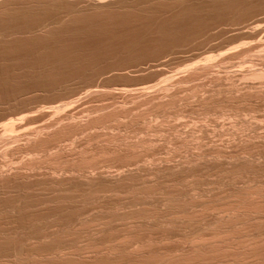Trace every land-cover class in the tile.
<instances>
[{
  "label": "bare ground",
  "instance_id": "1",
  "mask_svg": "<svg viewBox=\"0 0 264 264\" xmlns=\"http://www.w3.org/2000/svg\"><path fill=\"white\" fill-rule=\"evenodd\" d=\"M66 16L10 28L0 41L49 35ZM230 31L244 42L215 56L200 51L222 30L183 40L172 49L185 56L178 70L165 59L149 67L159 80L101 92L114 68L59 69L73 77L70 90L53 69L49 87L1 96L0 264H264V18Z\"/></svg>",
  "mask_w": 264,
  "mask_h": 264
},
{
  "label": "rangeland",
  "instance_id": "2",
  "mask_svg": "<svg viewBox=\"0 0 264 264\" xmlns=\"http://www.w3.org/2000/svg\"><path fill=\"white\" fill-rule=\"evenodd\" d=\"M25 1V2H24ZM42 1V2H41ZM96 0H0V32H6L10 31L11 29L20 28V25L27 26V25H33L35 23H38L40 21L44 20H54L57 17L59 18L60 15H68L66 16L65 20L60 23L56 27L50 28L47 31V34L49 35H40L31 34V36H24L21 37H15V39H7L4 41H0V98L4 94H11L14 89L18 90L19 92H25L27 90H43L44 84L50 86L48 83H51L52 80L54 81L53 77L58 74L57 72L60 71H70L69 73L76 74L81 73L82 69L86 67L88 71H82L83 75L84 73H96V72H103L109 70L111 67L114 68V70L117 73H114L113 75H110L109 78H107V81L100 80V85L102 87H99L98 91H116L121 85H130V84H136L143 81H149V80H159L160 75L156 74V71H154L152 68H149L151 65L157 64L158 61L161 59H165L168 61V64L166 66H163L166 70H178L181 65L184 64L185 56L182 57L183 54L179 55L178 53L174 51H179V48L184 42H188L192 40L191 38L188 40L189 37H193L196 35H199V33H203L201 35H204L205 33H214L221 31L226 32V34L220 35L217 34V38L214 39V41H209V44H207L201 51L206 52L205 54L209 55H217L220 53L226 52L230 46H237L243 41V38H240L239 36H233L232 32L230 30L237 28L238 26H245L250 25L251 22H254L256 19H262L264 18V0H117L113 2L112 0H104L103 5L98 4L94 2ZM109 1V3H108ZM129 1V2H128ZM136 1V2H134ZM139 1V2H138ZM184 1V2H183ZM229 1V3H228ZM10 2V3H9ZM12 2V3H11ZM30 2V3H29ZM34 2V3H33ZM38 2V3H37ZM41 2V4L39 3ZM48 2V3H47ZM64 2V4H63ZM76 2V3H75ZM125 2V3H123ZM232 2V3H231ZM6 3V5H5ZM19 3V4H18ZM58 3V4H57ZM107 3V4H106ZM114 3V4H113ZM135 3V4H134ZM225 3V4H222ZM255 3V4H254ZM34 4V5H33ZM84 4V5H83ZM105 4V5H104ZM122 4V6H121ZM125 4V6H124ZM127 4V5H126ZM182 4V5H180ZM198 4V5H197ZM230 4V5H229ZM41 5V6H39ZM64 5V6H63ZM77 5V6H76ZM83 5V6H82ZM89 5V6H86ZM91 5V6H90ZM118 5V6H117ZM134 5V6H133ZM141 5V6H140ZM158 5V6H157ZM186 5V6H185ZM191 5V6H190ZM193 5V6H192ZM224 5V6H223ZM245 5V6H244ZM254 5V6H253ZM9 6V7H8ZM35 6V7H34ZM63 6V7H62ZM76 6V7H75ZM80 6V7H79ZM82 6V7H81ZM96 6V7H94ZM103 6V7H102ZM114 6V7H112ZM131 6V7H130ZM148 6V7H147ZM51 7V8H49ZM70 7V8H69ZM120 7V8H119ZM191 7V8H190ZM222 7V8H221ZM232 7V8H231ZM7 8V9H6ZM42 8V9H41ZM58 8V9H57ZM60 8V9H59ZM87 8V9H86ZM98 8V9H97ZM130 8V9H129ZM137 8V9H136ZM139 8V9H138ZM165 8V9H164ZM230 10H229V9ZM30 9V11H29ZM46 9V10H45ZM84 9V10H83ZM127 9V10H126ZM148 9V10H147ZM192 9V10H191ZM227 9V10H225ZM260 12H259V10ZM10 10V11H9ZM39 10V11H38ZM40 10L42 12H40ZM73 10V11H72ZM79 10H81L79 12ZM96 10V11H95ZM109 10V11H108ZM112 10V11H110ZM124 10V11H123ZM131 10V11H129ZM136 12H135V11ZM154 10V11H153ZM165 10H167L165 12ZM4 11V12H3ZM15 11V12H14ZM17 11V12H16ZM33 11V12H32ZM87 15H86V13ZM116 11V12H115ZM120 11V12H118ZM127 11V12H126ZM156 11V12H155ZM196 11V12H195ZM228 11V12H227ZM236 11V12H235ZM238 11V12H237ZM241 11V12H240ZM244 11V12H243ZM7 12V13H5ZM24 12V13H23ZM38 12V13H37ZM51 12V13H50ZM122 12V13H121ZM147 14H146V13ZM181 12V13H180ZM226 12L225 14H223ZM251 12V13H250ZM29 13V14H27ZM66 13V14H64ZM81 13L83 15H81ZM90 13V14H88ZM95 13V14H94ZM113 13V14H111ZM120 13V14H119ZM128 15H125L127 14ZM131 13V14H130ZM170 13V14H169ZM222 13V14H221ZM250 13V14H249ZM259 13V14H258ZM14 14V15H13ZM22 14V15H21ZM70 14V15H69ZM75 14V15H74ZM117 14V15H114ZM122 14V15H121ZM138 16H136V15ZM182 14V15H181ZM254 14V15H253ZM2 15V16H1ZM7 15V16H6ZM16 15V16H15ZM79 15V16H78ZM90 15V16H89ZM97 15V16H96ZM101 15V16H100ZM134 15V16H132ZM145 15V16H144ZM152 15V16H151ZM156 15V16H155ZM174 15V16H173ZM239 15V16H238ZM9 16V18H8ZM12 16V17H11ZM24 16V17H23ZM27 16V17H26ZM70 16V18H69ZM114 16V17H113ZM127 16V17H126ZM148 16V17H147ZM151 16V17H150ZM160 16V17H159ZM217 18H216V17ZM230 16V17H229ZM235 16V17H234ZM257 16V17H256ZM19 17V18H18ZM48 17V18H47ZM86 17V18H85ZM104 17V18H103ZM107 17V18H105ZM130 17V18H129ZM133 17V18H132ZM142 17V18H141ZM147 19H146V18ZM155 17V18H154ZM196 17V18H195ZM21 18V19H20ZM57 18V19H58ZM69 18V21L66 20ZM136 18V19H135ZM145 18V19H144ZM157 18V19H156ZM161 18V19H160ZM182 18V19H181ZM233 18V19H232ZM237 18V19H236ZM246 18V19H245ZM76 19V20H74ZM90 19V20H89ZM116 19V20H115ZM130 19V20H129ZM151 19V20H150ZM160 19V21H159ZM184 19V20H183ZM224 19V20H223ZM228 19V20H227ZM232 19V20H231ZM236 19V20H235ZM10 20V21H9ZM22 20V21H21ZM73 20V21H72ZM100 20V21H98ZM109 20V21H108ZM113 20V21H112ZM156 20V21H155ZM158 20V21H157ZM174 22H173V21ZM210 20V21H209ZM212 20V21H211ZM217 20V21H216ZM243 20V21H242ZM249 20V21H248ZM8 21V22H7ZM73 23H72V22ZM93 21V23H92ZM97 21V22H96ZM107 23H106V22ZM142 21V22H141ZM145 21V22H144ZM149 21V22H148ZM154 21V22H153ZM18 24H17V23ZM82 22V23H81ZM91 22V23H90ZM132 22V23H131ZM134 22V23H133ZM136 22V26H135ZM138 22V23H137ZM178 22V23H177ZM233 22V23H232ZM242 22V23H241ZM245 22V23H244ZM13 23V24H12ZM33 23V24H32ZM66 23V24H65ZM68 23V24H67ZM71 23V24H70ZM103 23V24H102ZM115 23V24H114ZM122 26H121V24ZM157 25H156V24ZM160 23V26L158 24ZM232 23V24H230ZM239 23V24H238ZM10 24V25H9ZM65 24V25H64ZM83 24V25H82ZM87 24L85 27L84 25ZM108 24V25H107ZM110 24V25H109ZM113 24V25H111ZM119 26H118V25ZM138 24V25H137ZM140 24V25H139ZM207 24V25H206ZM218 24V25H217ZM245 24V25H244ZM70 25V26H69ZM72 25V26H71ZM78 25V26H77ZM89 25V26H88ZM95 25V27H94ZM97 25V26H96ZM167 25V26H165ZM227 25V26H225ZM62 28H61V27ZM83 26V27H82ZM105 26V27H104ZM112 26V27H111ZM128 26V27H126ZM132 26V27H131ZM140 26V27H139ZM142 26V27H141ZM146 26V27H144ZM153 26V27H152ZM164 26V28H162ZM186 26V27H185ZM188 26V27H187ZM205 26V27H204ZM211 26V27H210ZM65 27V28H64ZM76 27V28H74ZM92 27V28H91ZM108 27V28H107ZM118 27V28H117ZM149 29H146V28ZM152 29H151V28ZM159 27V28H158ZM180 27V28H179ZM216 27V28H214ZM68 30H67V29ZM72 28V29H71ZM75 30H74V29ZM79 28V29H78ZM88 28V29H85ZM91 28V29H90ZM95 28V30H94ZM97 28V29H96ZM99 28V29H98ZM177 28V29H175ZM188 28V29H187ZM201 28V29H200ZM208 28V29H207ZM209 28L212 30H209ZM227 28V29H226ZM56 29V30H53ZM85 29V30H84ZM104 29L106 33H104ZM109 29V30H108ZM136 29V30H134ZM141 29V30H140ZM157 29V31H156ZM226 29V30H224ZM230 29V30H229ZM6 30V31H5ZM52 30V32H51ZM64 30V31H63ZM88 30V31H87ZM100 32H99V31ZM110 30H113L110 32ZM128 30V31H127ZM145 30V31H144ZM164 30L166 32H164ZM173 30V31H171ZM209 30V31H208ZM58 31V32H57ZM64 33H60V32ZM70 31V32H69ZM82 31V32H81ZM144 31V32H143ZM148 31V33H147ZM169 31L171 33H169ZM176 31V32H175ZM194 31V32H193ZM202 31V32H201ZM230 31V33H229ZM51 32V34L49 33ZM98 32V33H97ZM120 32V33H119ZM131 32V33H130ZM154 32V33H153ZM157 32V33H155ZM161 32V33H160ZM178 32V33H177ZM205 32V33H204ZM55 33V34H54ZM72 33V34H71ZM76 35H75V34ZM83 33V34H80ZM108 33V34H107ZM113 33V34H112ZM123 33V34H122ZM125 33V34H124ZM128 33V34H127ZM60 36H59V35ZM67 34V35H66ZM93 37H92V35ZM112 34V35H111ZM122 34V35H121ZM153 34V35H151ZM163 34V35H162ZM174 34V35H173ZM62 35V37H61ZM82 37H81V36ZM91 35V36H90ZM98 35V36H97ZM102 35V36H101ZM105 35V36H104ZM144 35V36H143ZM146 35V36H145ZM165 35V36H164ZM224 35V36H223ZM64 36V37H63ZM72 39H71V37ZM76 38H74V37ZM87 36V38L85 37ZM114 36V37H113ZM117 36V37H116ZM122 36V37H121ZM143 36V37H142ZM172 36L174 38H172ZM219 36V37H218ZM221 36V37H220ZM45 37V38H43ZM68 37V38H67ZM91 37V38H88ZM121 37V38H120ZM129 39H128V38ZM135 37V38H134ZM167 37V38H166ZM171 37V38H170ZM234 37V38H233ZM237 37H239L237 39ZM43 38V39H42ZM55 38V39H53ZM60 38V40H59ZM85 40H84V39ZM95 38V39H93ZM114 38V39H113ZM115 38L117 40H115ZM155 38V39H154ZM163 38V39H162ZM170 38V39H169ZM221 38V39H220ZM5 39V38H4ZM48 39V40H47ZM51 39V40H50ZM76 39V40H75ZM90 39V40H89ZM162 39V41H161ZM173 39V40H172ZM176 39V40H174ZM242 39V40H241ZM31 40V41H30ZM53 40V42H52ZM59 40V41H58ZM66 40V41H65ZM68 40V41H67ZM98 40V41H96ZM109 40V42H108ZM111 40V41H110ZM115 40V41H114ZM149 40V41H148ZM159 40V41H157ZM184 40V42H183ZM244 40H247L244 38ZM6 41V42H5ZM44 43H43V42ZM70 41V42H69ZM75 41V42H74ZM80 41V42H79ZM82 41V42H81ZM90 41V42H89ZM101 41V42H100ZM165 41V42H164ZM176 42V43H173ZM248 41V40H247ZM245 41V42H247ZM34 42V43H32ZM42 42V43H41ZM72 42V43H71ZM84 42V43H83ZM99 42V43H98ZM105 42V43H104ZM137 42L138 45L136 46ZM152 42V43H151ZM155 42V43H154ZM183 42V43H182ZM223 42V43H222ZM244 42V41H243ZM242 42V43H243ZM22 43V44H19ZM60 43V44H59ZM68 43V44H66ZM71 43V44H70ZM89 43V44H88ZM101 43V44H100ZM132 43V44H131ZM179 43V47L177 46ZM212 43V44H211ZM239 43V44H238ZM18 44V45H17ZM85 44V45H84ZM127 46H125V45ZM140 44V45H139ZM165 46H164V45ZM176 44V46H174ZM211 44V45H210ZM224 44V45H223ZM57 45V46H56ZM79 45V46H78ZM88 45V46H87ZM90 45V46H89ZM92 45V46H91ZM111 45V46H109ZM152 45V46H151ZM157 45V46H156ZM161 45V46H160ZM223 45V46H222ZM2 46V48H1ZM21 48H20V47ZM42 46V48H41ZM54 46V48L52 47ZM82 46V47H81ZM85 46V47H84ZM104 46V47H103ZM109 46V48H108ZM129 46V47H128ZM133 46V47H132ZM135 46V47H134ZM140 46V47H139ZM150 46V47H149ZM163 46V47H162ZM174 46V47H173ZM211 46V47H209ZM28 49H27V48ZM65 47V48H64ZM74 47V48H73ZM101 47V48H100ZM138 47V48H137ZM153 47V48H152ZM165 47V48H164ZM168 47V48H167ZM170 47V48H169ZM178 47V50L176 49ZM218 47V48H217ZM220 47V48H219ZM241 47V46H240ZM6 50H4V49ZM25 48V49H23ZM36 48V49H35ZM51 48V49H50ZM61 48V49H60ZM68 48V49H67ZM71 48V49H70ZM90 48V49H89ZM95 48V49H94ZM106 48V49H105ZM111 48V49H110ZM127 50V51H123ZM135 48V49H134ZM162 48V49H160ZM175 50H174V49ZM209 50V52L206 50ZM60 49V50H59ZM66 49V53L65 50ZM83 49V50H82ZM93 49V50H92ZM130 49V50H129ZM134 49V50H131ZM141 51H140V50ZM166 49V50H165ZM174 51H173V50ZM56 50V51H55ZM114 50V51H113ZM171 50L173 52H171ZM41 51V53H40ZM47 51V52H46ZM84 51V52H82ZM100 51V52H99ZM106 51H108L106 53ZM137 51V52H136ZM159 51V52H158ZM16 52V53H15ZM46 54H44V53ZM51 52V53H50ZM53 52H55L53 54ZM96 52V53H95ZM126 52V55H125ZM136 52V53H135ZM148 52V53H147ZM166 52V53H165ZM169 52L171 53L169 55ZM208 52V53H207ZM21 53V54H20ZM49 53V55H48ZM78 53V54H77ZM109 53V54H108ZM113 53V54H112ZM130 53V54H129ZM135 53V54H134ZM142 53V54H141ZM152 53V54H150ZM159 53V54H158ZM175 53V54H174ZM204 53H202L203 57L206 56ZM13 54V55H12ZM26 54V55H24ZM34 54V55H33ZM66 55V58L64 56ZM68 54V55H67ZM72 54V55H71ZM100 56H99V55ZM107 54V55H106ZM111 54V55H110ZM134 54V55H133ZM149 54V55H148ZM154 54V55H153ZM168 54V55H166ZM174 54V56H173ZM186 54V53H185ZM188 54V55H187ZM186 56L190 57L191 54L187 53ZM19 57H18V56ZM31 55V56H29ZM62 59L61 62L66 64H63L59 62V57ZM71 55V56H69ZM74 55V56H73ZM83 55V56H82ZM91 55V57H90ZM94 55V56H93ZM163 55H166L163 56ZM22 56V58H20ZM25 56V57H24ZM39 56V57H38ZM42 56V57H41ZM53 56V57H52ZM76 56V58H75ZM86 56V57H85ZM97 56V57H96ZM105 56V57H104ZM108 56V57H107ZM115 56V57H114ZM137 56V57H136ZM141 56V58H140ZM171 56V57H170ZM181 56V57H179ZM200 56V55H199ZM198 56V58H199ZM200 56V58H203ZM16 57V58H15ZM30 57V58H29ZM38 57V58H37ZM44 59V60H42ZM48 57V58H47ZM50 57V58H49ZM58 58V64L64 66H55L56 62L53 59ZM81 57V58H80ZM111 57V58H110ZM152 57V58H151ZM158 57V58H157ZM164 57V58H162ZM179 57V58H178ZM47 58V59H46ZM53 58V59H52ZM66 60H64V59ZM89 58V59H88ZM97 58V59H96ZM132 58V59H131ZM134 58V59H133ZM143 58V59H142ZM172 58V59H171ZM183 58V59H182ZM51 59V60H49ZM86 59V60H84ZM137 59V60H136ZM177 59V61H176ZM183 60L182 64L181 61ZM188 59V58H186ZM27 60V61H26ZM82 60V61H81ZM103 60V61H102ZM122 60V61H121ZM124 60V61H123ZM148 60V61H147ZM172 60V61H171ZM194 60H198L197 57ZM52 61V66L50 65ZM76 63H75V62ZM84 61V62H83ZM90 61V62H89ZM121 61V62H120ZM5 62V63H4ZM13 62V64H12ZM23 64H21V63ZM32 62V63H31ZM45 64H44V63ZM144 62V63H143ZM171 62V63H170ZM234 66L232 69L238 68L237 66L239 60L234 61ZM80 65H79V64ZM87 63V65H86ZM91 65H90V64ZM128 63V64H127ZM167 63V62H166ZM170 63V64H169ZM186 63V62H185ZM57 64V65H58ZM84 64V65H83ZM121 64V65H120ZM126 64V65H125ZM228 64V63H227ZM3 65V66H2ZM9 65V66H8ZM39 65V66H38ZM46 65V66H45ZM76 65V67H75ZM94 65V66H93ZM115 65V66H114ZM125 65V67H124ZM226 65V64H225ZM244 65V64H242ZM246 65V64H245ZM244 65V66H245ZM13 69H10L12 67ZM19 66V68H18ZM66 66H72L67 68ZM80 66V67H79ZM98 68L96 71L95 69ZM146 69L142 74L136 73L134 70L137 67ZM168 66V67H167ZM227 66V65H226ZM21 67V68H20ZM42 67V68H41ZM52 67V68H50ZM59 67H62L59 68ZM74 67V68H73ZM95 69H94V68ZM30 68V69H27ZM48 68V70H47ZM77 68V69H75ZM111 68V69H112ZM149 68V69H147ZM172 68V69H171ZM20 69V70H18ZM42 69V70H41ZM45 69V70H44ZM51 69V70H50ZM55 69L57 71L56 74H52L48 71H53ZM80 69V70H79ZM121 69V71L117 70ZM29 70V71H28ZM39 70V71H38ZM75 70L76 72H72ZM77 70L79 72H77ZM91 70V71H90ZM165 70V71H166ZM17 71V72H16ZM96 71V72H95ZM30 72V73H29ZM38 72H40L38 74ZM42 72V73H41ZM169 72V71H168ZM38 75H37V74ZM44 73V74H43ZM47 73V74H46ZM52 76V80H48ZM68 73V74H69ZM120 73V74H119ZM2 74V75H1ZM16 74V75H15ZM18 74V75H17ZM27 74V75H26ZM32 74V75H30ZM46 74V75H45ZM61 79H58L59 77L56 76V82L54 81L55 85L70 77V79H73L72 76L67 75L65 72L66 79H62V76L64 74L60 73ZM138 74V75H137ZM145 74V75H144ZM155 76H154V75ZM45 75V76H44ZM48 75V76H47ZM54 75V76H53ZM59 75V76H60ZM166 75V74H165ZM2 76V77H1ZM9 78H7V77ZM15 76V77H14ZM18 76V77H17ZM28 76V77H27ZM38 76V77H36ZM44 76V77H43ZM82 76V75H81ZM154 76V79H153ZM159 76V77H158ZM164 75L161 76V78ZM5 77V78H4ZM15 79H14V78ZM36 77V78H35ZM47 77V78H45ZM72 77V78H71ZM78 77V76H77ZM116 77V78H115ZM119 77V78H118ZM157 77V79H156ZM29 78V79H28ZM42 78V79H40ZM45 78V79H44ZM38 79V80H37ZM40 79V80H39ZM44 79V80H43ZM47 79V83H46ZM132 81H131V80ZM6 80V81H5ZM27 80V81H26ZM36 80V81H35ZM60 80V81H58ZM39 81V82H38ZM42 81V83L40 82ZM45 81V83H44ZM70 81V80H69ZM66 84L68 87H70V90H74V88L71 87L73 85L70 81V83ZM3 82V84H2ZM18 82V83H17ZM34 82V83H33ZM36 82V83H35ZM63 82V83H64ZM134 82V83H133ZM17 83V84H16ZM21 83V85H20ZM44 83V84H43ZM29 84V85H28ZM53 84V82H52ZM51 84V85H52ZM61 84V83H58ZM57 84V85H58ZM2 85V86H1ZM18 85V86H17ZM55 85H52L55 86ZM64 85V84H62ZM110 85V86H109ZM112 85V86H111ZM59 86V85H58ZM57 86V87H58ZM61 86V85H60ZM119 86V87H118ZM25 87V88H24ZM28 87V88H27ZM32 87V88H30ZM47 87V88H48ZM56 87V86H55ZM74 87V85H73ZM118 87V88H117ZM14 88V89H13ZM51 88V87H50ZM72 88V89H71ZM115 88V89H114ZM117 88V89H116ZM46 89V88H45ZM49 89V88H48ZM41 93L42 91H38ZM43 93V92H42ZM103 97V96H101ZM1 102V100H0ZM215 124V123H214ZM211 123V125H214ZM209 124V127L211 126ZM209 128V129H210ZM176 241H170L169 245L171 244L174 246ZM170 245V246H171ZM95 260L94 258H92ZM91 259V261H92ZM62 260L61 263H64ZM69 261V260H67ZM72 261V260H71ZM78 262V259L76 260ZM98 261V262H96ZM94 263L99 264L100 260H96ZM17 262V261H16ZM22 262V261H20ZM19 262V263H20ZM56 262V261H55ZM74 262V261H73ZM68 262V263H73ZM74 262V264L76 263ZM83 261L78 262L82 264ZM18 263V262H17ZM18 263V264H19ZM20 263V264H24ZM28 263V262H27ZM47 263V262H45ZM77 263V264H78ZM84 263V262H83ZM13 264H16L15 262ZM29 264V263H28ZM48 264V263H47Z\"/></svg>",
  "mask_w": 264,
  "mask_h": 264
}]
</instances>
